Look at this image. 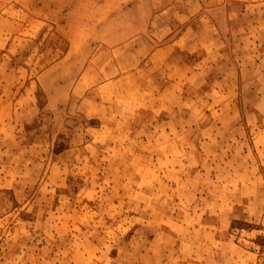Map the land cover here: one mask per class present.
Instances as JSON below:
<instances>
[{
    "label": "rangeland",
    "instance_id": "obj_1",
    "mask_svg": "<svg viewBox=\"0 0 264 264\" xmlns=\"http://www.w3.org/2000/svg\"><path fill=\"white\" fill-rule=\"evenodd\" d=\"M0 264H264V0H0Z\"/></svg>",
    "mask_w": 264,
    "mask_h": 264
}]
</instances>
